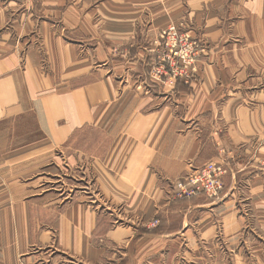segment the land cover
Returning <instances> with one entry per match:
<instances>
[{
    "label": "crops",
    "instance_id": "obj_1",
    "mask_svg": "<svg viewBox=\"0 0 264 264\" xmlns=\"http://www.w3.org/2000/svg\"><path fill=\"white\" fill-rule=\"evenodd\" d=\"M179 20L209 46L191 89L148 75ZM0 125V264H264V0H0ZM219 156V199L175 198Z\"/></svg>",
    "mask_w": 264,
    "mask_h": 264
},
{
    "label": "rangeland",
    "instance_id": "obj_2",
    "mask_svg": "<svg viewBox=\"0 0 264 264\" xmlns=\"http://www.w3.org/2000/svg\"><path fill=\"white\" fill-rule=\"evenodd\" d=\"M191 31L192 30H190L186 20H179L178 22L170 24L160 34V36L158 37L157 46L155 47V49H153L152 52H150V54H153V58L149 65L148 71V75L151 80L159 83L164 88H179L183 86L191 89L192 84H199L201 82V66L199 63L206 57V53L209 51V46L208 43L202 38L191 35ZM203 117L208 118V121L206 119H202L201 116H198V118H200L203 123L207 124L209 127H212L209 123L213 122V118L209 117L208 115ZM214 122V124L219 122L217 117ZM3 127L6 128V126L0 125V142H2L6 134L1 130ZM218 128H221V126H219ZM12 140H14V142H18L19 138H17L11 131V141ZM112 141V138L110 139L106 134L100 133L90 128L84 130L83 134H78L77 141L73 140L72 142ZM224 163V159L220 156L217 157L216 160H212L209 163L203 165H195L189 163V170L184 175V177H182L176 184L178 191L175 194V198L178 200H184L200 196V194L188 196L184 193V191H187L185 187L188 186V184L192 183L194 174L199 175L207 166H212L219 168L221 189L218 195L209 194L205 190L204 193H201V196H205L211 199H219L224 191V177L227 174ZM208 167L204 170V172L208 169ZM204 172L202 174H204ZM88 178L83 170H80V173L78 171H74V173L66 172L60 176L57 174L51 179V181L55 182L47 184V186L50 185V192H54V189L57 188L61 191L63 197H66L68 196V192H70L69 189H72L73 193L80 190L85 191L86 188H84L83 186H87L86 184L88 183ZM201 181L202 180H200V182ZM93 183L94 181L91 178L89 184L92 185ZM56 194L59 193L56 192ZM60 196L62 197V195ZM118 210L123 213V210ZM122 217L126 221H123V219H121L120 221L123 223H127L128 221L125 216ZM157 222L158 220H153L151 223H153V226L155 227L159 225L157 224ZM116 223L120 222L117 221Z\"/></svg>",
    "mask_w": 264,
    "mask_h": 264
},
{
    "label": "built area",
    "instance_id": "obj_3",
    "mask_svg": "<svg viewBox=\"0 0 264 264\" xmlns=\"http://www.w3.org/2000/svg\"><path fill=\"white\" fill-rule=\"evenodd\" d=\"M204 170L199 175L194 174V179L192 183L190 182L191 184H188V186L185 187L187 189V191H184L185 194H187L188 196H193L196 194L201 195V193H204L206 190L209 194L218 195L221 189V178L219 177V168L209 166L205 172ZM203 172L204 174H202ZM200 180L202 181L200 182Z\"/></svg>",
    "mask_w": 264,
    "mask_h": 264
}]
</instances>
